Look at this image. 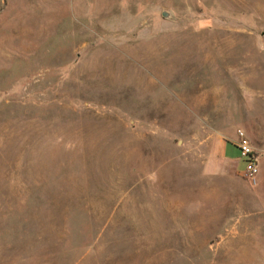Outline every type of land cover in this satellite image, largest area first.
I'll return each instance as SVG.
<instances>
[{
    "label": "rangeland",
    "instance_id": "rangeland-1",
    "mask_svg": "<svg viewBox=\"0 0 264 264\" xmlns=\"http://www.w3.org/2000/svg\"><path fill=\"white\" fill-rule=\"evenodd\" d=\"M0 264H264V0H0Z\"/></svg>",
    "mask_w": 264,
    "mask_h": 264
},
{
    "label": "built area",
    "instance_id": "built-area-1",
    "mask_svg": "<svg viewBox=\"0 0 264 264\" xmlns=\"http://www.w3.org/2000/svg\"><path fill=\"white\" fill-rule=\"evenodd\" d=\"M237 142L236 145L239 149L240 156L245 159V168L242 175L251 184H256V176L258 174V161L257 156L250 144V141L244 131L238 129L236 131Z\"/></svg>",
    "mask_w": 264,
    "mask_h": 264
},
{
    "label": "crops",
    "instance_id": "crops-1",
    "mask_svg": "<svg viewBox=\"0 0 264 264\" xmlns=\"http://www.w3.org/2000/svg\"><path fill=\"white\" fill-rule=\"evenodd\" d=\"M234 134V132H231L229 134V138L227 140H219L218 142V155L220 157V161L222 163H224V165H227L226 167L230 170V171H234L235 173L239 174V173H243V171H239L236 166L238 164V161L236 160H231L227 157V153L229 152V149H228V143L229 142H232L236 145V142H237V136L236 134ZM250 141V140H249ZM231 152V151H230Z\"/></svg>",
    "mask_w": 264,
    "mask_h": 264
},
{
    "label": "water",
    "instance_id": "water-1",
    "mask_svg": "<svg viewBox=\"0 0 264 264\" xmlns=\"http://www.w3.org/2000/svg\"><path fill=\"white\" fill-rule=\"evenodd\" d=\"M163 16H165V13L163 14Z\"/></svg>",
    "mask_w": 264,
    "mask_h": 264
}]
</instances>
